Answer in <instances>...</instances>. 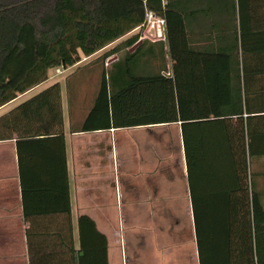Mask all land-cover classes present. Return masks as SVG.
<instances>
[{"label":"trees","instance_id":"obj_1","mask_svg":"<svg viewBox=\"0 0 264 264\" xmlns=\"http://www.w3.org/2000/svg\"><path fill=\"white\" fill-rule=\"evenodd\" d=\"M248 4L249 0H0V109L48 81L50 70L73 67L81 55L91 57L141 28L148 11L165 19L166 45H138L139 36L134 35L101 57L108 62L126 50L106 64L88 115L74 107L86 76L81 78L78 71L67 77L71 133L180 124L199 264H264V208L251 178L252 158L264 155V129L259 128L264 115L251 93V62L264 58V47L248 45ZM11 140L16 141L26 217L33 195L45 205L61 200L60 212L71 219L59 83L0 117V142ZM220 196L227 203L225 217ZM42 211L57 214L55 209ZM66 229L64 256L57 259L53 251L44 259L46 264H90L92 235L105 242L106 238L83 216L77 249L71 223L66 222Z\"/></svg>","mask_w":264,"mask_h":264},{"label":"crops","instance_id":"obj_2","mask_svg":"<svg viewBox=\"0 0 264 264\" xmlns=\"http://www.w3.org/2000/svg\"><path fill=\"white\" fill-rule=\"evenodd\" d=\"M248 14L252 27L248 45L264 47V0H249ZM97 54L81 55L76 65ZM117 58L113 56L107 65ZM251 66L255 82L251 93L257 99L258 112L264 115V58L253 60ZM42 84L10 105L33 96ZM61 95L71 219L60 212L61 200L45 205L33 195L27 201L30 216L26 217L16 141L0 142V264H46L44 259L53 251L57 259L62 258L69 233L66 222L71 223L78 249L79 219L83 216L94 222L107 242L105 252L106 242L92 235V253L87 255L90 264H105L106 256L107 264H199L181 125L73 134L68 92L65 98L62 86ZM84 95L80 93L74 103L78 110L86 104ZM76 114L74 110V118ZM259 128L263 130L264 124ZM251 171L254 190L264 208V155L252 158ZM203 194L197 200L200 206ZM206 201L204 198L203 203ZM219 204L225 217V196H220ZM52 209L57 214L40 213Z\"/></svg>","mask_w":264,"mask_h":264},{"label":"rangeland","instance_id":"obj_3","mask_svg":"<svg viewBox=\"0 0 264 264\" xmlns=\"http://www.w3.org/2000/svg\"><path fill=\"white\" fill-rule=\"evenodd\" d=\"M153 33H154L153 31L152 32L147 31L146 28L135 30L132 33H130L129 35H127L126 37L122 38L121 40H118L117 42L109 45L108 47H106L105 49L100 51L96 56H94L95 58H93L92 60L86 59L82 64L76 65L75 67H69L67 69L60 68L59 69L60 72H57L56 69L50 70L49 75H48L49 79H48L47 84H45V83L42 84L37 89V91H35V92H37L36 94H34L35 92L32 93V94H34L33 96L28 97V98L25 97L26 99H19L14 104H11V105L9 104V105L5 106L4 108L0 109V117L3 116L4 114L10 112L11 110L15 109L16 107L20 106L21 104L25 103L26 101L30 100L31 98L36 96L39 92L45 91L46 89H48V86L50 87L51 84L52 85H54L56 83L61 84L62 93H63L64 97L67 98L66 88H67L68 83L66 82V79L68 76H71L72 74H74L75 72H78V71H80L82 74L81 78H84L86 76V79L84 81V85L82 86L83 87L82 92H85V95H84L85 97L83 98V100L86 101V104L83 103L81 110H82V114L87 113V115H88L91 108L94 105L95 98H96L97 93H98L97 90H99V83L101 80V76H102V73L105 71V67L107 64L106 63L107 61L101 60V59H103L101 57H103L109 51L111 52L112 49L120 47L121 45H123L122 44L123 42H125L127 39L133 37L134 35L139 36V38H138L139 44L138 45H140L143 41H148L149 43H164L165 45L167 44L166 36H165V40L155 41V39H154L155 37L153 36ZM134 49L130 48L129 50H130V52H132ZM125 53H126V50H121L120 52H118V57L121 58L122 56L125 55ZM83 57L87 58L85 56H83ZM92 62H93L94 67L91 69H88L91 67L90 65L92 64ZM165 63H166L168 70H169L171 68V61L169 59V56H167V55H166ZM78 115H79V113H77V115H76L77 118H78Z\"/></svg>","mask_w":264,"mask_h":264},{"label":"built area","instance_id":"obj_4","mask_svg":"<svg viewBox=\"0 0 264 264\" xmlns=\"http://www.w3.org/2000/svg\"><path fill=\"white\" fill-rule=\"evenodd\" d=\"M146 28L149 32H154L153 36L155 37V41H161L165 40L166 36V21L165 19L158 17L153 12L148 11L146 14L145 23L141 28ZM137 29V30H138ZM57 72H60L59 69H57Z\"/></svg>","mask_w":264,"mask_h":264},{"label":"water","instance_id":"obj_5","mask_svg":"<svg viewBox=\"0 0 264 264\" xmlns=\"http://www.w3.org/2000/svg\"><path fill=\"white\" fill-rule=\"evenodd\" d=\"M141 43V42H140Z\"/></svg>","mask_w":264,"mask_h":264}]
</instances>
